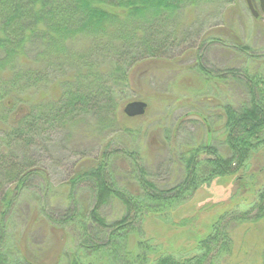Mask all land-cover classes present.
Returning a JSON list of instances; mask_svg holds the SVG:
<instances>
[{"label":"rangeland","instance_id":"obj_1","mask_svg":"<svg viewBox=\"0 0 264 264\" xmlns=\"http://www.w3.org/2000/svg\"><path fill=\"white\" fill-rule=\"evenodd\" d=\"M252 2L257 18L244 0H195L148 23L132 19L99 41L92 36L69 39L63 51L55 52L49 43L35 41L28 46L23 67L0 73L4 76L0 77V203L15 188L19 167L39 169L26 182L27 189L9 215L8 261L17 263L21 256L32 260L34 251L38 258L45 253L55 255V230L48 216L72 210L85 214L92 195L90 184H80L73 205L69 188L60 187L78 168L99 157L110 142L108 151H137L148 178L160 188L180 182L179 154L189 147L209 142L225 154L222 105L243 101L244 91L230 79H209L192 66L201 54L206 69L245 66L264 79V14L258 0ZM232 35L250 47L247 54L236 52ZM27 72L37 76L34 87L31 81L26 85ZM15 74L23 90L16 98L10 96L9 84V77ZM91 83L114 91L121 112L128 102H145L144 115L135 122L118 119L112 126H100L98 113L60 109L66 90L90 89ZM28 115L32 123L22 133L14 130L18 120L28 122ZM124 126L129 132L123 131ZM130 163L116 156L112 164L115 180L122 186L133 183ZM244 165L232 175L203 184L189 200L171 210L143 216L136 230L123 240L119 261L103 252L79 250L76 242L82 229L78 225L58 229L57 236L67 240L59 264H66L72 255L80 264H121L123 257L140 254L142 244L149 247L147 264L167 255L184 260L202 253L197 248L199 241L211 233L219 217L220 225L230 232L231 246L214 264H262L264 215L251 219L257 213V202L264 201V146L253 150ZM41 202H45L43 213ZM35 205L39 209L31 214ZM100 214L106 221H115L123 215V207L119 201L109 200ZM242 214L246 221L240 222L237 216ZM89 225L93 234L95 225Z\"/></svg>","mask_w":264,"mask_h":264},{"label":"trees","instance_id":"obj_2","mask_svg":"<svg viewBox=\"0 0 264 264\" xmlns=\"http://www.w3.org/2000/svg\"><path fill=\"white\" fill-rule=\"evenodd\" d=\"M195 0H0V73H13L25 65L28 46L37 41L49 43L55 52L62 50L69 39L77 36H92L104 38L115 28H121L130 20L151 22L155 17L168 16L178 12L185 5H191ZM233 36V48L238 53L247 54L250 47L244 45L239 37ZM153 56V55H152ZM146 59V58H144ZM203 55L196 56L192 66L195 71L209 79H230L241 85L244 100L238 104L224 103L222 105L224 120L225 154L219 152L215 145L209 142L189 147L179 154L178 162L183 168V176L179 183L170 188H160L148 178L143 159L137 151L116 148L108 151L111 144L104 145L99 157H94L88 165L78 168L74 174L60 187L69 188V201L74 205L76 192L80 184L88 183L91 189V206L85 214L66 211L58 217L50 215V224L55 230L53 247L57 250L53 257L46 255L38 258L36 252L31 254L32 260L21 256L19 262L7 260L6 232L10 225L11 212L15 208L22 191L27 189L26 182L38 175L39 169L19 167L15 173V188L4 194L0 203V264H59L65 250V238L57 236V230L69 225H78L82 230L78 233L76 247L85 254L103 252L113 256L114 261L120 260L119 251L124 248L123 240L129 232L136 230L138 222L148 214L160 215L174 206L189 200L200 186L208 184L214 178L232 175L241 170L248 161L250 153L264 145V79L245 66L223 70H209L204 66ZM0 77H4L0 75ZM26 85L31 81L33 87L37 84V76L27 72ZM10 96L16 98L19 90L17 74L9 77ZM114 91L98 84H90V89H69L61 97L60 109L66 111H93L98 113L97 124L112 126L118 119L135 122L140 116L129 118L123 115L121 107L114 102ZM8 99H10L8 97ZM38 107V106H37ZM103 111V112H102ZM102 113V116L100 115ZM18 120L14 130L22 133L32 121ZM142 117V116H141ZM123 131L129 132L126 126ZM15 132V133H17ZM119 144V142H117ZM116 156L130 160L133 183L120 185L111 171ZM42 170V169H41ZM48 186V184H47ZM109 200L119 201L123 207V215L115 221H106L100 214V208ZM45 202H41V212H44ZM258 208V207H257ZM37 205L31 208V214ZM264 208H258L253 219L256 221L264 215ZM46 214V213H45ZM43 214L42 216H45ZM247 214V212H246ZM237 216L240 222L246 221L245 215ZM48 215V214H47ZM46 217V216H45ZM47 217V218H48ZM214 226L197 248L200 255L177 260L171 255L162 256L153 264H214L221 256L230 252L231 240L229 230L217 218ZM248 220V219H247ZM89 224L95 225V231L89 232ZM61 231V230H60ZM142 244V243H141ZM140 254L133 258L123 257L121 264H147L146 251L149 247L142 244ZM125 255V254H124ZM123 255V256H124ZM51 259V261H50ZM264 264V252L262 254ZM128 262V263H127ZM66 264H80L74 255Z\"/></svg>","mask_w":264,"mask_h":264},{"label":"water","instance_id":"obj_3","mask_svg":"<svg viewBox=\"0 0 264 264\" xmlns=\"http://www.w3.org/2000/svg\"><path fill=\"white\" fill-rule=\"evenodd\" d=\"M245 4L248 6V9L255 18L258 17V13L254 8L252 0H244ZM259 8L264 14V0H258ZM147 105L145 102L134 100L133 102H128L124 105L122 109L123 115L129 118H134L135 116H142L145 113ZM209 133V132H208Z\"/></svg>","mask_w":264,"mask_h":264},{"label":"flooded vegetation","instance_id":"obj_4","mask_svg":"<svg viewBox=\"0 0 264 264\" xmlns=\"http://www.w3.org/2000/svg\"><path fill=\"white\" fill-rule=\"evenodd\" d=\"M262 146H264V145H262ZM257 203H258V205H257L258 208H264V201H262L261 203H259V202H257Z\"/></svg>","mask_w":264,"mask_h":264}]
</instances>
